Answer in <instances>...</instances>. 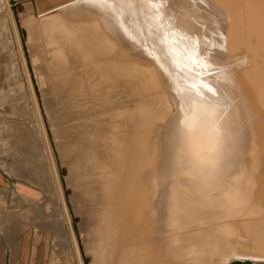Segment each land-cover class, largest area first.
<instances>
[{"label": "bare ground", "instance_id": "6f19581e", "mask_svg": "<svg viewBox=\"0 0 264 264\" xmlns=\"http://www.w3.org/2000/svg\"><path fill=\"white\" fill-rule=\"evenodd\" d=\"M156 2L162 16L183 20L190 34H199L202 44L206 33L211 36L224 31L211 7L192 9V0ZM18 3L12 0L15 12H19ZM64 3L71 0L58 6ZM32 9V13H24L29 18L26 24L32 34L39 32L34 36L44 40L52 61L65 59L67 51L76 53L86 71L97 78L100 92L117 99L111 119L103 127L107 129L95 138L97 147L91 151L105 199L104 208L97 212L98 221L110 220L112 224L109 234L98 236L99 247L109 241L108 259L104 257L103 264H111L115 255L116 264L264 260V110L261 126L253 127L252 105L247 89H243L232 34L224 33L231 82L219 85L233 101L229 134L219 145L204 142L196 151L180 152L173 142L178 108L168 113L167 96H160L154 104L151 75L146 73V78L140 79L142 65H153L164 92L169 84L139 49L117 36L109 20L83 6L44 11L35 2ZM101 17L113 34L94 23ZM257 20L264 35V6ZM150 23L139 9L126 16L130 32L136 35L137 28L142 30L151 48L155 37L148 34ZM11 31L16 35L14 24ZM160 54L157 48L156 55ZM99 152L102 156L97 159ZM77 254H81L79 249L73 252Z\"/></svg>", "mask_w": 264, "mask_h": 264}, {"label": "rangeland", "instance_id": "374dc122", "mask_svg": "<svg viewBox=\"0 0 264 264\" xmlns=\"http://www.w3.org/2000/svg\"><path fill=\"white\" fill-rule=\"evenodd\" d=\"M207 2L209 7L216 6L213 9L221 22V12L228 18L227 30L234 40L243 89H247L252 105L251 124L260 127L264 110V35L257 19L264 0ZM34 3L19 0V12H15L12 0H0V144L9 146L2 153L5 162L8 160L4 166L15 178L19 192L24 193L25 225H32L47 241L50 255L61 257L65 263L67 260V264H81L80 255H73L79 244L85 264H103L108 259L109 241L99 247L98 236L109 234L112 224L110 220L98 221L104 195L91 151L97 147L95 138L107 129L103 127L110 121L117 99L101 93L97 78L86 71L76 53L67 51L65 59L52 61L44 40L34 36L39 32L32 34L26 24L29 18L24 13H32ZM94 23L113 34L106 19L97 18ZM12 24L16 35L11 31ZM142 67L141 80L146 73L151 75L154 104L160 96H167V111L175 113L178 103L170 87L163 91L151 63L145 62ZM96 155L102 156L100 152ZM117 260L115 255L110 262L116 264ZM242 261L264 264L261 259ZM236 263L237 259H231L228 264Z\"/></svg>", "mask_w": 264, "mask_h": 264}, {"label": "snow or ice", "instance_id": "6c2138e0", "mask_svg": "<svg viewBox=\"0 0 264 264\" xmlns=\"http://www.w3.org/2000/svg\"><path fill=\"white\" fill-rule=\"evenodd\" d=\"M198 5L203 9L209 7L204 0H192V9ZM73 6H83L104 16L118 37L129 41L139 49V54L158 68L179 100L173 142L180 152L196 151L204 142L222 143L230 131L229 110L233 104L219 86L221 82H231L232 68L227 63L224 33L227 32L228 18L223 12L220 14L224 31L213 32L211 36L206 33L202 44L199 34H190L191 30L183 20L173 21L170 16H162L156 0H71V3L60 5L61 8ZM136 9L145 13L146 21L152 22L148 34L153 35L155 41L151 48L147 46L142 30L137 28L136 35H133L126 26V16L134 15ZM157 48L160 55H156Z\"/></svg>", "mask_w": 264, "mask_h": 264}, {"label": "crops", "instance_id": "0c3cea01", "mask_svg": "<svg viewBox=\"0 0 264 264\" xmlns=\"http://www.w3.org/2000/svg\"><path fill=\"white\" fill-rule=\"evenodd\" d=\"M34 1L39 8L48 9L69 0ZM8 147L0 144V264H67V260L65 263L61 257L50 255L47 241L39 235V232L36 233L32 225H25L23 219L24 193L19 192L15 178L7 172L4 166L8 160L5 162L6 158L2 153ZM101 190L104 195L103 187ZM101 204L98 211L104 208V197ZM78 249L81 253L79 244ZM80 255L81 263L85 264L82 253Z\"/></svg>", "mask_w": 264, "mask_h": 264}]
</instances>
